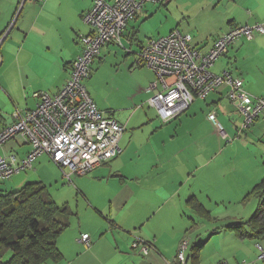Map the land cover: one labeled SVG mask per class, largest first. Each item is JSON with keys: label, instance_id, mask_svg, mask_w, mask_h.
Masks as SVG:
<instances>
[{"label": "crops", "instance_id": "1", "mask_svg": "<svg viewBox=\"0 0 264 264\" xmlns=\"http://www.w3.org/2000/svg\"><path fill=\"white\" fill-rule=\"evenodd\" d=\"M93 1L9 0L4 8L0 4V129L13 124L15 110L36 109L35 93L43 91L54 96L66 85L73 62L83 52L78 36L92 32L82 19ZM156 4L165 5L171 24L167 31H159L158 36L152 38L142 27L155 11L161 10ZM143 6V11L124 30L123 43L131 50L124 49L126 54L130 59L133 57L129 70L136 73L142 69L140 73L144 71L145 76L138 79L127 106L98 105L92 98L100 111L125 126L120 141L122 154L86 176L75 177L74 201L77 207L83 208V214L72 209L76 215L70 228L74 223L77 225L75 239L70 244L60 245L65 230L58 240L63 260L48 264H179L176 263L177 250L184 239L190 241L186 264H195L189 256L193 243H204L198 263L205 264L204 249L209 239L202 242L197 228L202 222H209L196 217L186 205L188 199L196 197L212 214V205L218 206L232 198L243 200L264 180L261 168L264 164V111L249 131L239 132L243 116L228 98L229 86L223 85L206 99L194 100L176 119L164 123L147 104L156 93L149 92L156 76L149 68L145 71L147 68L136 66V54L145 46L141 42L143 35L157 39L177 30L191 35L192 46L204 55L233 27L263 24L264 0H157L155 3L147 1ZM8 45L6 50L11 51V58L6 59L1 50ZM106 47L108 52L118 48ZM97 60L104 61L99 56L95 62ZM225 71L243 79L245 90L252 97L264 98V34L252 41L240 40L231 45L211 68L217 75ZM86 88L88 90L87 85ZM213 113L232 141L222 138L211 121ZM30 150L29 143L18 136L0 147V156L15 159L19 164ZM50 167H53L50 158L42 155L34 162V168L29 169L32 173L15 179L12 176L8 182L14 190L38 178L48 187L52 185L47 172ZM73 178L72 175V182ZM65 203L71 207L70 202ZM254 209L255 205L251 217L256 212ZM88 217L95 226L86 225ZM244 219L226 224L249 220ZM192 221L197 224L191 232L194 237L190 232L187 235ZM144 231L150 235L146 236ZM242 232L251 235L247 226ZM82 233L90 235V248L81 243ZM234 233L222 229L217 234L226 236V244L234 245L239 242L235 235L239 236ZM111 234L114 236L109 240ZM134 236L152 242L147 256L138 255L136 251V254L130 253ZM245 238L251 240L245 255L235 251V256H227L224 264L233 261L241 264L244 260L249 264L264 263L256 259L258 250L255 248L257 243L264 247V238L241 240Z\"/></svg>", "mask_w": 264, "mask_h": 264}, {"label": "built area", "instance_id": "2", "mask_svg": "<svg viewBox=\"0 0 264 264\" xmlns=\"http://www.w3.org/2000/svg\"><path fill=\"white\" fill-rule=\"evenodd\" d=\"M147 1L155 3L157 0L93 1V6L82 19L92 32L78 36L83 52L73 62L66 85L54 96L43 91L35 93L33 97L38 100L36 109L15 110L13 124L0 129V147L18 136L31 147L19 164L15 159L0 156L1 182L22 170L34 168V162L42 155H47L70 179L72 175H87L122 153L120 141L125 126L98 109L84 81L90 78V66L104 47L114 45L131 52L123 43L124 30L143 11ZM263 34L264 23L235 26L204 55L192 46L191 35L177 30L168 36L148 40L136 54V66L147 67L156 76L149 87V92L156 93L147 104L157 111L162 122H169L185 113L194 100L206 99L217 88L227 85L230 88L229 100L237 105L243 116L241 129L251 128L264 111V98L252 97L245 90L243 79L231 76L228 71L214 74L211 68L231 45L240 40L252 41ZM159 88L161 90L157 91ZM213 114L211 121L222 138L232 141L218 123L217 115ZM133 241L132 249L136 253L142 256L149 254L150 243L138 237ZM189 242L188 239L181 242L176 263L186 264ZM81 243L89 248L92 242L88 235H82ZM255 248L258 250L257 260L264 262V247L257 243Z\"/></svg>", "mask_w": 264, "mask_h": 264}, {"label": "trees", "instance_id": "3", "mask_svg": "<svg viewBox=\"0 0 264 264\" xmlns=\"http://www.w3.org/2000/svg\"><path fill=\"white\" fill-rule=\"evenodd\" d=\"M95 60L89 69L90 78L94 71ZM258 119L259 117L255 122ZM251 128L241 129L239 132H247ZM71 181V178L68 179V182ZM50 194L48 187L40 181L39 183H26L21 188L13 191L0 192V264H48L50 262L59 263L63 260L62 252L57 243L65 230L70 228L72 218L76 214L68 206V203L59 205ZM250 198H256L259 201L255 214L244 223L230 222L221 224V230L234 231L241 238L249 237L253 240L264 238V180L252 189L244 201H248ZM186 205L190 210L194 211L198 219L207 222L212 221L210 211L196 197H190ZM195 225H197L196 222L192 221V227L187 231V235L194 229ZM246 226L251 229V235L242 232ZM219 231V229L214 228L211 236H214ZM139 239L143 240L140 237ZM143 241L152 245L150 241ZM203 246L204 243H193L191 247L189 256L195 264H199ZM10 253L11 256L6 260V255Z\"/></svg>", "mask_w": 264, "mask_h": 264}, {"label": "rangeland", "instance_id": "4", "mask_svg": "<svg viewBox=\"0 0 264 264\" xmlns=\"http://www.w3.org/2000/svg\"><path fill=\"white\" fill-rule=\"evenodd\" d=\"M8 1L9 0H0L1 7L4 8ZM156 5L160 8L162 7L161 10L155 11L154 15L152 17H149V19L144 23L142 27L143 31L146 30L145 32H150L149 35L152 38H154L153 36H158L159 31L160 32L167 31L168 27L171 24V18L169 17V15H167L169 11L165 7V5H161V4H156ZM152 38H145V35H143L141 42L146 44L148 40ZM116 47H118L115 48L116 50H110L109 52L107 50L108 47H104L102 49L101 56L99 57L101 60L104 61L102 62L97 60L93 66L94 71L92 72L93 75L92 78H90L87 81V83L84 81V85L85 86L87 85L90 95L98 103V105H104L105 103H108L109 106H114V107H121L123 106V104L127 106V104L130 103V99L132 98L131 97L132 90L134 89L135 85H137L139 82L138 79H140L142 75L145 76L144 71L140 73L142 69L137 70L136 73H134V70L130 71L131 69L129 70V67L131 63L133 64V57L132 59H130L129 57L131 56L127 55L122 47L119 46ZM7 48H9V45L8 47L5 48L3 47L2 48L3 51L1 50V52L3 53L6 59H9L11 58L9 54L11 51H7L6 50ZM126 59H128V61H126ZM1 62L2 61H0V63ZM148 70L149 69L147 68V70L145 71ZM132 111H134V109H132ZM51 162L52 161L50 160V163ZM52 164L54 168L50 167L49 169H47V172L52 179L51 181L52 185L50 184L48 185V189L51 193L50 195L53 196V198L59 205H63L65 202H70L71 207L75 212L78 211L80 214H83V208L81 206L77 207V203L76 201H74L75 200L74 193H77V187L75 186L77 184L76 183V178H78L76 177L77 175L76 176L73 175L74 184H71L70 182H68V179L65 178L63 170H61L59 166H57L54 162H52ZM261 168L262 171L264 172V164H261ZM30 173H32V170L22 171L19 173L20 175L17 174L13 176L12 179H15L20 176L24 177ZM45 176L47 175H44L43 177ZM36 180L39 181L38 178ZM11 185H12L11 182H8V180L3 181L2 183L0 182V192L13 191ZM79 198L82 199V197ZM244 199L243 200L241 199L240 201H236L235 198H232L231 200H228L225 203H222L218 206L212 205V214H211L212 221L209 223L202 222L200 226L197 228V230H199V234L201 235L202 242H206V239H209L208 243L206 244L208 246L206 249H204L205 264H220L219 262L224 264L225 261L228 260L227 256L230 255L235 256L234 255L235 251L237 252L240 251L242 255L245 252H247L246 247L248 244L250 245V241H251L250 239L245 238L241 240V238L235 235V237L238 239L239 242L232 245L231 242L226 244L227 238L226 236H222L223 234H217V235L215 234L214 236H211L212 230L214 228L221 230L222 228L221 224L223 223L226 224V222L229 221L241 220V218L244 217L246 218L244 220H247L251 217L250 212L252 210V206L255 205L254 210H256L258 208L259 201L256 198H250L248 201H244ZM86 225H90V227L95 226V224H93L92 222L91 217L90 218L88 217ZM75 230H77V225L74 223L72 227L69 230H66V232L62 235L61 239L59 240L60 241L59 244L63 246L65 243H69V244L72 243L73 240L75 239L74 236V232H76ZM191 232L192 230L190 231V233ZM84 234L86 233H82L80 237ZM144 234L146 236L150 235V233L147 231H144ZM86 235L90 236L89 234ZM192 235L194 237V234ZM110 236L111 237L109 240L113 238L114 234L113 235L111 234ZM136 237L138 236H134V238L131 240L132 243H130V253L135 252V250H132V247L134 242L133 240ZM193 237L190 238L194 239ZM10 256L11 253L6 255L5 257L6 260L9 259ZM244 261H240V263L242 264ZM232 264H235V261H233Z\"/></svg>", "mask_w": 264, "mask_h": 264}]
</instances>
